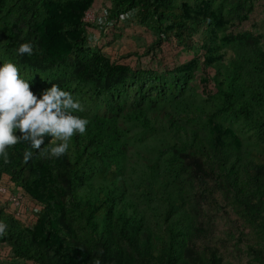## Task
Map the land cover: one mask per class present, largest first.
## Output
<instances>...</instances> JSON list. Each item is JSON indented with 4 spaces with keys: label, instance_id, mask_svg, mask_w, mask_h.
Here are the masks:
<instances>
[{
    "label": "trees",
    "instance_id": "16d2710c",
    "mask_svg": "<svg viewBox=\"0 0 264 264\" xmlns=\"http://www.w3.org/2000/svg\"><path fill=\"white\" fill-rule=\"evenodd\" d=\"M94 2L0 0V60L34 93H72L89 120L60 157L46 136L0 160V187L30 205H0V263L264 264V0H111L94 10L116 21L99 35L133 11L156 37L153 64L136 67L89 38ZM204 33L199 93L198 59L170 71L164 44L192 50ZM24 42L32 56L15 55Z\"/></svg>",
    "mask_w": 264,
    "mask_h": 264
},
{
    "label": "clouds",
    "instance_id": "9594fccd",
    "mask_svg": "<svg viewBox=\"0 0 264 264\" xmlns=\"http://www.w3.org/2000/svg\"><path fill=\"white\" fill-rule=\"evenodd\" d=\"M15 55L32 56V44L20 43ZM31 82L16 62L0 60V160L4 163L12 146L27 142L31 149L41 150L46 136L50 137L49 143L53 138L60 141L49 149L50 156L60 157L69 150L73 135H83L89 125L86 117L78 115L83 112L79 98L57 84L34 93ZM31 155L25 150L23 159L27 161ZM7 227L0 220V236L6 234Z\"/></svg>",
    "mask_w": 264,
    "mask_h": 264
},
{
    "label": "rangeland",
    "instance_id": "374dc122",
    "mask_svg": "<svg viewBox=\"0 0 264 264\" xmlns=\"http://www.w3.org/2000/svg\"><path fill=\"white\" fill-rule=\"evenodd\" d=\"M105 7H111V0H95L93 10L98 12ZM90 31L91 32L89 35H95L99 40H97V42H93L95 44L98 43L96 47L105 51V53L109 55L114 61L120 64L130 65L131 67L153 64V59H151V56L145 55L144 52L147 48L151 47V44L155 41L156 37L152 31L146 29L136 22V19L131 23L119 25L115 30L109 33L108 37L106 38L99 35L98 31L94 28H90ZM215 34L217 38L223 36L222 31H217ZM205 35H207V33H204V35L199 34L194 36V39L192 40V43L194 42V49L192 48V50H189L188 48L186 49L182 46H177L174 41L172 43L176 45L174 47H172V45L164 44L166 55L164 65H166L165 68H168L170 71L174 70L177 66L190 62L193 59H198V65L195 68L196 81L194 82V85L199 93L201 92L200 80L202 77L208 74L202 63L204 52L203 54L202 52H199V47L203 45L202 42ZM127 51L129 53H140L139 59H137L133 54L129 57H123V53ZM10 195V192L7 190V195L0 197L1 206H6L10 203L8 200ZM29 206L30 205H28V203H24V206L22 207V211L25 213V216L30 214V212H27V208ZM11 208L13 209L12 206ZM8 253L9 251L6 248L0 247V261H7L6 259ZM22 264L32 263L22 262Z\"/></svg>",
    "mask_w": 264,
    "mask_h": 264
},
{
    "label": "built area",
    "instance_id": "2783aa9c",
    "mask_svg": "<svg viewBox=\"0 0 264 264\" xmlns=\"http://www.w3.org/2000/svg\"><path fill=\"white\" fill-rule=\"evenodd\" d=\"M106 11H104L102 14H97L94 10H89L85 13L84 16V22L89 24V25H94L95 27H97V31L98 33H100L101 31H105L107 30V26L108 27H112L114 26V24L116 23V21L111 20L109 21V23L107 24L104 19H105V15H106ZM134 12L133 11H129L126 13H122L121 15H119V19L118 21H122V22H132L134 21ZM100 21V22H98ZM89 38L91 40H93L94 42L97 41V37L95 35H90ZM0 193L2 195H7V189L6 187L1 186L0 187ZM11 194V193H10ZM8 200L11 204V206L13 207V211H15L16 216L20 217L23 215V211H22V196L21 195H15V194H11L8 197Z\"/></svg>",
    "mask_w": 264,
    "mask_h": 264
}]
</instances>
